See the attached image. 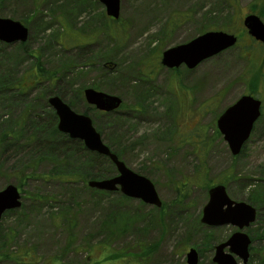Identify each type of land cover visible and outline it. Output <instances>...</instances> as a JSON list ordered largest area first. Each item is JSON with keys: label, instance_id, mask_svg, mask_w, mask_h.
Segmentation results:
<instances>
[{"label": "rangeland", "instance_id": "obj_1", "mask_svg": "<svg viewBox=\"0 0 264 264\" xmlns=\"http://www.w3.org/2000/svg\"><path fill=\"white\" fill-rule=\"evenodd\" d=\"M119 9L112 19L98 0H0V18L29 31L25 42L0 40V191L13 185L21 196L0 218V264H187L190 248L197 264H216V245L237 228L201 217L207 187L223 181L232 200L256 210L241 231L251 239L247 264H263L264 44L242 22L250 13L264 22V0H120ZM207 31L238 43L193 69L162 65L165 50ZM37 65L54 81L33 84ZM88 88L119 97L121 108L98 110ZM246 94L263 112L233 156L216 120ZM55 96L154 184L161 207L87 185L117 169L58 130ZM105 251L121 259L101 262Z\"/></svg>", "mask_w": 264, "mask_h": 264}, {"label": "water", "instance_id": "obj_2", "mask_svg": "<svg viewBox=\"0 0 264 264\" xmlns=\"http://www.w3.org/2000/svg\"><path fill=\"white\" fill-rule=\"evenodd\" d=\"M106 7V14L118 18L120 0H99ZM243 25L255 40L264 44V22L255 14L250 13L243 18ZM29 31L21 22L9 18H0V40L25 42ZM237 42V36L224 31H207L191 41L171 47L162 53L161 63L169 68L186 65L193 69L202 61L218 55L231 48ZM84 96L90 105L98 110L111 112L120 108L119 97L106 94L92 88L85 89ZM50 105L58 117L57 128L72 139L83 141L86 149L109 157L117 169V175L104 180H90L87 185L104 191L119 190L123 195L139 199L144 203L161 207V201L154 184L146 177L128 168L125 163L112 153L105 145L100 134L94 128L90 117L74 112L59 97H51ZM261 115V100L252 95H242L232 105L222 111L216 120V127L226 141L233 156L238 155L245 142L249 139L255 122ZM208 202L203 207L201 222L208 226L233 225L239 230L249 226L256 218V210L250 204L232 200L222 184H216L208 190ZM20 192L13 185L0 191V218L4 211L19 207ZM251 239L241 231L233 233L226 242L216 245L212 261L216 264H238L232 254L247 264ZM229 246V252L224 248ZM187 264L198 263V253L190 248L186 254Z\"/></svg>", "mask_w": 264, "mask_h": 264}, {"label": "trees", "instance_id": "obj_3", "mask_svg": "<svg viewBox=\"0 0 264 264\" xmlns=\"http://www.w3.org/2000/svg\"><path fill=\"white\" fill-rule=\"evenodd\" d=\"M27 78L30 79V80H32L33 81V84H37V83H39L41 81L48 80V79L50 81H54V79H55L54 76H53V74H50L47 71L43 70L41 67H39V65H37L35 67V70L34 71L31 70V72L28 73ZM24 80H26V78H23L21 81L17 82L15 85H13V88L16 87V86L17 87L21 86ZM6 136H8L7 133H5V135H3L0 138H6ZM71 178L74 180L75 177H71ZM221 183L225 184V181H223ZM162 213H163V211H162ZM107 252H109L111 254L110 255V258H108V259H107ZM107 252L106 251L104 252L105 256L103 257V259L101 260V262L102 261H108V262L114 263V262H116V261H118V260L121 259V256H120L121 253H112L110 251H107ZM124 257H125V255H124ZM262 263L264 264V261ZM85 264H89V263H85ZM92 264H93V262H92ZM94 264H100V261L94 262Z\"/></svg>", "mask_w": 264, "mask_h": 264}, {"label": "flooded vegetation", "instance_id": "obj_4", "mask_svg": "<svg viewBox=\"0 0 264 264\" xmlns=\"http://www.w3.org/2000/svg\"><path fill=\"white\" fill-rule=\"evenodd\" d=\"M232 226H233V225H232ZM234 227H236V226H234ZM236 228H237L236 231H234L233 233H235V232H237V231H240V230L238 229V227H236ZM233 233H232V234H233ZM232 234H231V235H232ZM231 235H230V236H231ZM230 236H229V237H230ZM229 237H228V238H229ZM228 238H227V239H228ZM249 238H250V237H249ZM227 239H226L224 242H226ZM224 242H221V243H224ZM221 243H220V244H221ZM250 244H251V243H250ZM218 245H219V244H218ZM226 248H228V249H226ZM225 249H226V250H225ZM249 249H250V245H249L248 250H249ZM224 252H226V253L229 252V246H227V247L224 248ZM232 255H233V257H234L236 263H239L238 260H241V258H239V257H238L237 255H235V254H232ZM241 262H242V261H241Z\"/></svg>", "mask_w": 264, "mask_h": 264}]
</instances>
